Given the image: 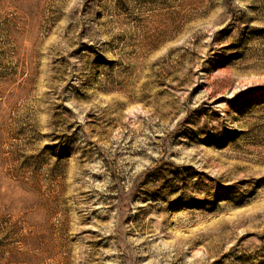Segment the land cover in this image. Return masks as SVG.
Segmentation results:
<instances>
[{
    "label": "rangeland",
    "instance_id": "1",
    "mask_svg": "<svg viewBox=\"0 0 264 264\" xmlns=\"http://www.w3.org/2000/svg\"><path fill=\"white\" fill-rule=\"evenodd\" d=\"M0 264H264V0H0Z\"/></svg>",
    "mask_w": 264,
    "mask_h": 264
}]
</instances>
